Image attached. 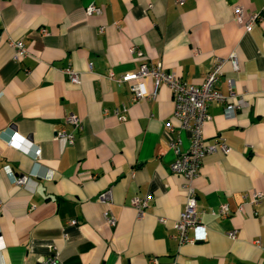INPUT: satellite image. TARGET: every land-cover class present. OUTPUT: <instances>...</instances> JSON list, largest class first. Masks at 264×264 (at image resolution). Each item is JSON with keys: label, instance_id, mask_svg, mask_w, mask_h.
Masks as SVG:
<instances>
[{"label": "crops", "instance_id": "crops-1", "mask_svg": "<svg viewBox=\"0 0 264 264\" xmlns=\"http://www.w3.org/2000/svg\"><path fill=\"white\" fill-rule=\"evenodd\" d=\"M90 5L100 13L86 15ZM237 6L245 22L264 0L0 2V264H264V20L238 24ZM15 42L27 53L19 60ZM216 60L225 61L219 91L228 95L232 80L246 105L231 118L207 107L202 138L223 139L228 152L206 155L192 182L206 238L180 245L173 225L184 179L170 169L177 155L169 144L184 153L190 134L173 119L166 87L133 101L116 80L161 64L199 86ZM59 130L72 144L55 140ZM20 176L27 181L17 186ZM253 193L262 194L257 204ZM135 197L147 199L141 218ZM222 205L226 216L217 215Z\"/></svg>", "mask_w": 264, "mask_h": 264}, {"label": "built area", "instance_id": "built-area-1", "mask_svg": "<svg viewBox=\"0 0 264 264\" xmlns=\"http://www.w3.org/2000/svg\"><path fill=\"white\" fill-rule=\"evenodd\" d=\"M2 0H0L1 2ZM176 5H182L185 0H173ZM100 9L90 5L85 9V14L90 16L92 14H99ZM244 12L242 8L235 7L233 9L234 21L238 24H244L245 27L252 26L256 22L264 20V7L258 13L249 14L246 21H243ZM14 52V60H19L26 56V51L20 42L10 44ZM133 51V50H132ZM139 54V52H137ZM233 71H237L238 63L234 54L227 60ZM223 60H216L213 62L210 70L206 74L203 82L199 86L184 83L180 81L175 74L167 72L161 64L149 65L142 63L139 65L135 72L127 73L121 76L116 81L118 83H127L131 97L133 101H139L141 99L150 98L153 99L160 86L166 87L172 98L173 119L179 122V128L185 130L190 134L189 149L180 153L175 144L170 143L169 146L176 153V158L170 166L172 173L180 175L184 179L185 189V204L184 208L174 223L173 227L176 231L178 243L185 244L191 243L197 240H204L206 238L205 228L199 223L197 216V200L195 190L193 188V179L197 176L201 162L206 155L221 152L226 154L228 148L224 144L223 139L217 138L213 144H206L202 138V127L210 119L207 113V107L211 104L221 106L224 116L231 118L236 111L243 108L246 104L241 99H236L233 91L232 80L228 81V95H223L218 89V83L223 75ZM69 81L72 84L79 83L78 75L68 70L67 72ZM150 80L152 84V92L149 93L145 86V80ZM124 118L118 116V120L122 121ZM66 122L79 128L78 119L70 115L66 118ZM166 128L171 129V124L166 123ZM18 137V133L14 132L9 136L8 144H13ZM55 140L58 142H64L66 144H72L74 136L72 134H66L63 130H59L55 134ZM34 155L38 158L40 156V149L37 148ZM11 174V173H9ZM27 181V177L20 176L13 178V183L17 186L24 185ZM108 199V193L100 195V200L104 201ZM262 199V194H251V203L257 204ZM132 207L135 209L137 217L141 218L145 210L148 207L147 199L133 198L131 201ZM228 208L222 205L217 215L226 216ZM164 221V220H161ZM108 225H113L114 220L112 218H106ZM72 225L75 221L71 222ZM191 231L199 232L197 238L191 239L189 233ZM230 238H234V232L228 234ZM256 244H259L256 241ZM264 249V246H262ZM42 264H58L53 260H48Z\"/></svg>", "mask_w": 264, "mask_h": 264}]
</instances>
